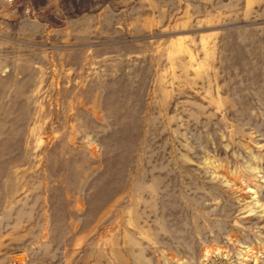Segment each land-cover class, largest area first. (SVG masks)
Listing matches in <instances>:
<instances>
[{"label":"rangeland","instance_id":"1","mask_svg":"<svg viewBox=\"0 0 264 264\" xmlns=\"http://www.w3.org/2000/svg\"><path fill=\"white\" fill-rule=\"evenodd\" d=\"M0 264H264V0H0Z\"/></svg>","mask_w":264,"mask_h":264}]
</instances>
